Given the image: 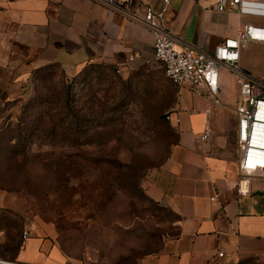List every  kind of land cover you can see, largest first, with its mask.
Instances as JSON below:
<instances>
[{
	"label": "crops",
	"instance_id": "1",
	"mask_svg": "<svg viewBox=\"0 0 264 264\" xmlns=\"http://www.w3.org/2000/svg\"><path fill=\"white\" fill-rule=\"evenodd\" d=\"M244 1L264 4V0ZM162 2L135 0L134 12L141 14L147 4L158 9ZM217 2L171 0L165 24L179 49L213 52L224 40L236 37L242 26H264L263 16L220 13ZM153 44L151 32L136 16L128 18L105 2L0 0V124L12 104L26 98L36 72L55 68L75 77L88 65L102 63L120 70L126 79L154 58ZM130 56L135 60L128 61ZM263 62L264 43L252 42L242 50L243 71L264 78L257 71ZM219 80L220 104L180 90L174 110L179 123L172 125L177 143L145 185L150 200L177 218L179 233L136 264H229L249 259L264 264V180L251 179L248 190L240 192L239 152L234 145L237 117L231 112L238 87L226 68L220 70ZM223 82H234L235 93L229 94ZM182 102L187 104L190 121L183 129ZM207 123L212 134L203 141ZM14 210L11 196L0 188V219ZM23 229L27 237L19 236L14 242L19 246L14 257L1 260L9 264H115L67 255L45 224L27 220ZM3 232L1 228L0 244L5 243Z\"/></svg>",
	"mask_w": 264,
	"mask_h": 264
},
{
	"label": "rangeland",
	"instance_id": "2",
	"mask_svg": "<svg viewBox=\"0 0 264 264\" xmlns=\"http://www.w3.org/2000/svg\"><path fill=\"white\" fill-rule=\"evenodd\" d=\"M257 71L264 77V62ZM223 85L235 93L234 82ZM25 96L0 124V188L15 209L1 216L10 222L2 226L0 257L14 254L12 237L24 240L27 220L51 227L67 255L115 264H136L178 235L177 218L151 201L145 187L177 142L167 117L176 113L181 91L161 65L126 79L104 67L89 66L75 77L51 68L33 76ZM187 108L182 102L181 129L190 122ZM55 115L57 131L73 132L82 145L46 138Z\"/></svg>",
	"mask_w": 264,
	"mask_h": 264
},
{
	"label": "built area",
	"instance_id": "3",
	"mask_svg": "<svg viewBox=\"0 0 264 264\" xmlns=\"http://www.w3.org/2000/svg\"><path fill=\"white\" fill-rule=\"evenodd\" d=\"M34 2L36 0H25ZM107 3L128 18L136 16L151 32L154 39V58L145 65L162 66L167 79L177 88L188 89L196 97L218 103L221 86L220 70L226 68L235 76L238 98L235 112L237 117V147L239 152L240 192L248 190L251 179L264 180V80L243 71L240 56L249 43H264V26L246 24L238 35L224 40L213 52L198 48L177 47V39L166 28L165 19L171 0H163L160 8L147 4L140 13H135V0H97ZM208 1V0H196ZM216 9L220 13L238 11L240 14H256L264 17V4L244 0H218ZM130 56L128 61H134ZM120 73V70H117ZM172 112L167 120L173 125L179 118ZM212 129L207 123L201 140L211 137ZM27 234H24L26 239ZM220 257L224 254L220 253ZM2 264H9L0 261Z\"/></svg>",
	"mask_w": 264,
	"mask_h": 264
},
{
	"label": "trees",
	"instance_id": "4",
	"mask_svg": "<svg viewBox=\"0 0 264 264\" xmlns=\"http://www.w3.org/2000/svg\"><path fill=\"white\" fill-rule=\"evenodd\" d=\"M89 66H92V67H97V68H99V67H104V68H106V69H108V70H111V71H113V72H116V68H114L113 66H109V65H106V64H102V63H98V64H90V65H88L87 67H85L84 69H83V71H81L79 74H78V76L81 74V73H83ZM51 69V68H50ZM47 70V69H46ZM43 70H41V71H38V72H36L35 73V80L36 79H38V77H39V75H40V73L42 72ZM37 77V78H36ZM41 78H42V76H41ZM114 109V108H113ZM69 116H70V119L73 121L72 123L73 124H76L80 119H79V117L75 114V112L73 113L72 111H70V113L68 114ZM57 117H56V115L55 116H52L51 117V119H50V121H52V122H54V124H50V125H52V128L51 129H49L47 132H46V138L48 139V138H50V139H54V140H56V141H60V142H67V143H69V145H71V146H80V145H82V144H80L79 142H78V140H76L75 138H72V133L73 132H71L70 131V133H60V132H58L57 131V127H58V122L55 120ZM63 124H65V122L63 121V120H61V125H63ZM60 138V140H58ZM86 143V142H85ZM177 143V142H176ZM175 143V144H176ZM3 190V189H2ZM2 222L3 223H6L7 224V222L9 223L10 222V220H8V219H4L3 221L0 219V229L2 228ZM14 240H17V236H15V237H12V241H14ZM13 248H14V254L12 255V256H9L11 259L14 257V255L16 254V252H17V250L19 249V246H17V247H15V246H13ZM8 249H10V247H4V250H3V253H9V250ZM0 258H7V257H0Z\"/></svg>",
	"mask_w": 264,
	"mask_h": 264
}]
</instances>
